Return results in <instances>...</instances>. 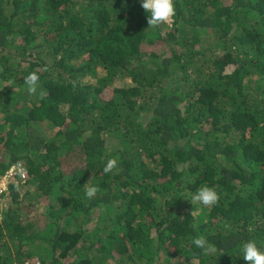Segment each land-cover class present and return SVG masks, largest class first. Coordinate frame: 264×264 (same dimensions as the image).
<instances>
[{
	"label": "trees",
	"instance_id": "trees-1",
	"mask_svg": "<svg viewBox=\"0 0 264 264\" xmlns=\"http://www.w3.org/2000/svg\"><path fill=\"white\" fill-rule=\"evenodd\" d=\"M174 3L148 28L140 0H0V178L27 175L0 211V264H246L243 242L264 248V0ZM201 186L216 206L191 203Z\"/></svg>",
	"mask_w": 264,
	"mask_h": 264
},
{
	"label": "clouds",
	"instance_id": "clouds-1",
	"mask_svg": "<svg viewBox=\"0 0 264 264\" xmlns=\"http://www.w3.org/2000/svg\"><path fill=\"white\" fill-rule=\"evenodd\" d=\"M140 6L147 14L148 28H155L162 24H165V26L170 25L174 21V15L176 13L174 0H140ZM38 81L39 76L36 72L30 73L24 78V85L26 86V90L29 94H35L37 92ZM116 167L117 160L109 159L103 168V172L107 175ZM84 187L85 195L89 200L93 199L97 193L100 192V188L98 186L90 183H87ZM7 193L8 188L7 191L0 193V211L7 201ZM219 199L220 196L214 188L201 186L193 194L191 203L199 202L203 206L211 208L218 204ZM192 244L195 245L196 248L201 249L205 255L215 253L217 251L216 247L203 235L194 237L192 239ZM239 251L246 264H264V248L258 246L255 240H247L243 242Z\"/></svg>",
	"mask_w": 264,
	"mask_h": 264
},
{
	"label": "built area",
	"instance_id": "built-area-1",
	"mask_svg": "<svg viewBox=\"0 0 264 264\" xmlns=\"http://www.w3.org/2000/svg\"><path fill=\"white\" fill-rule=\"evenodd\" d=\"M21 176V179H26V172L20 167H13L7 173L0 178V193L7 191L8 185L16 176Z\"/></svg>",
	"mask_w": 264,
	"mask_h": 264
},
{
	"label": "rangeland",
	"instance_id": "rangeland-1",
	"mask_svg": "<svg viewBox=\"0 0 264 264\" xmlns=\"http://www.w3.org/2000/svg\"><path fill=\"white\" fill-rule=\"evenodd\" d=\"M92 80H93V78H91ZM90 79V80H91ZM131 83V80H123V81H116L115 83H114V86H117V87H122V86H127V85H129ZM42 130V132H44V130L47 132V130L46 129H41Z\"/></svg>",
	"mask_w": 264,
	"mask_h": 264
}]
</instances>
